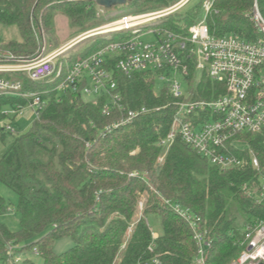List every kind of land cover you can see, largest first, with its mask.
<instances>
[{
  "label": "trees",
  "instance_id": "trees-1",
  "mask_svg": "<svg viewBox=\"0 0 264 264\" xmlns=\"http://www.w3.org/2000/svg\"><path fill=\"white\" fill-rule=\"evenodd\" d=\"M178 1L132 0L125 7L132 13H145L169 8ZM192 1L158 26L186 34L202 19V4L209 1L211 9L205 23L211 35L254 37L250 21L254 0ZM257 3L264 11V0ZM57 15L66 17L68 26L82 33L105 22L91 1L0 0V25L15 26L20 37V41L0 45V59L8 55L35 58L42 34L53 42L50 51L55 50ZM121 38H94L80 52L60 61L64 72ZM115 60L110 59L108 67L124 108L148 110L118 128L111 127L118 120L117 113L101 114L102 99L84 101L79 93L57 94L56 80L32 83L15 78L22 84L21 93H40L44 105L28 132L12 135L7 142L0 130L4 146L0 186L16 196L14 212L19 225L18 230L11 231L2 222L9 205L0 194V263L6 260V246L13 242L24 244L26 250L36 247L41 264H139L153 257L163 264H192L190 231L165 204L168 201L189 209L207 228L213 239L207 264H231L242 250L245 227L264 220V208L243 190L264 176V129L236 137L238 143L245 144L235 151L244 165L224 172L178 138L169 147H162L160 142L169 135L176 110L172 97L166 88L155 92V82L147 74L122 75L115 70ZM215 86L203 74L194 98L210 99ZM28 101L0 97V108L25 106ZM249 152L258 162V171L250 165ZM152 214L160 217L162 229L154 242L146 222ZM64 238L71 239L73 245L56 255L54 244Z\"/></svg>",
  "mask_w": 264,
  "mask_h": 264
},
{
  "label": "built area",
  "instance_id": "built-area-1",
  "mask_svg": "<svg viewBox=\"0 0 264 264\" xmlns=\"http://www.w3.org/2000/svg\"><path fill=\"white\" fill-rule=\"evenodd\" d=\"M91 1L98 7L96 0ZM190 1L180 0L169 8L152 12L121 15L104 27L76 36L59 49L47 51L44 47L30 60L16 59L11 55L4 57L0 62V97H21L29 101L25 106L14 105L10 106V111H0V116L10 121L25 108H31L37 118L44 105L40 93L20 92L22 84L15 79L19 76L32 83L56 80L57 94L72 92L102 99L103 116L118 114V120L111 127L131 124L148 110L144 107L136 110L124 108L113 72L108 67L110 59L114 58L115 70L122 75L130 78L134 74H147L153 78L155 86L157 83L162 85L172 97L176 110L171 131L160 146L169 147L178 138L222 172L241 168L244 160L235 155L236 137L257 134L264 129V11L254 0L250 11L254 37L250 39L233 34L211 35L205 23L211 9L209 1L203 4L202 19L190 26L186 34L158 26L164 18L178 12ZM101 35L109 36V39L110 35L124 38L109 42L64 72L60 61L66 59L65 52L90 37ZM148 36L154 41L142 40ZM203 74L216 85L208 100L194 98ZM182 84L187 86L186 92H183ZM1 131L11 136L16 133L10 122ZM249 156L251 167L258 171L257 160L251 152ZM243 190L255 204L264 208V176H259L255 187L244 186ZM165 204L190 231L194 243L192 264H207L213 239L201 219L181 205L168 201ZM142 209L141 201L138 203L139 214ZM149 232L154 242L158 236L150 229ZM240 245L242 250L231 264H264V220L245 227ZM25 247L21 243H9L6 260L0 264H25L32 261L26 256L29 253L40 258L36 247L29 250ZM148 249L151 251V246ZM139 264L163 263L153 257Z\"/></svg>",
  "mask_w": 264,
  "mask_h": 264
},
{
  "label": "rangeland",
  "instance_id": "rangeland-1",
  "mask_svg": "<svg viewBox=\"0 0 264 264\" xmlns=\"http://www.w3.org/2000/svg\"><path fill=\"white\" fill-rule=\"evenodd\" d=\"M83 1H91V0H83ZM197 2H198V0H193L192 4H195ZM204 2H203V4H204ZM203 4H202V6H203ZM202 9H203V7H202ZM131 13L132 12H130L125 6L116 7V8H113L111 10H105V11L101 8L96 7V14L99 16H104L105 22L101 23V24H97L96 26H92L89 30L104 27L107 24H109L110 22H112L113 20H115L116 18H118L119 16L124 15V14H131ZM54 22H55V29H56L54 41L56 40V43H58V47L56 49H59L63 46H66L76 36L84 33V32L82 33L81 30L71 29L68 26L66 17H64L62 15H57L54 18ZM101 36H104V35H101ZM96 37H98V36L90 37V38L80 42L79 44L73 46L69 50H67L65 52V58H68L69 55H71V54H77L78 52H80V50L82 48L84 49L86 47V45L88 46L89 42ZM44 40H45V43H44ZM142 40L144 42H148V41H154V38L151 36H148V37L143 38ZM10 41H20V37H19V33H18L17 28L15 26L5 27L3 25H0V45L7 44ZM52 44H53L52 40L47 39V37L42 34V43L40 45L39 54L44 47L47 49V51L52 50L51 49ZM3 58L0 59V62H2ZM160 90H162V85L157 83V85L155 87V91L159 92ZM182 90H183V92L187 91V86L185 84H182ZM81 97L84 101H94V97H91V96L88 97V96L81 95ZM10 108H11L10 106H3L0 108V111H10ZM35 120H36V115L34 113V110H32L31 108H25L21 114L17 115L16 118H14L10 121H8V119H5L2 116H0V130L3 129L10 122V125L13 127V129L16 132L15 134H18V133L23 134V133H26L30 130V128L32 127ZM5 136H6L5 139L7 142L11 141V135L6 133ZM237 146L241 149L245 148L244 142L243 143H237ZM3 150H4V146L0 142V154L3 152ZM255 186H256V184L253 185V187H255ZM0 194L4 197V199L7 201L8 205H9V213L6 216H4L3 218H1V220L3 223H5L7 225V227L11 231H16V230H18V227H19L18 216L14 212V206L16 204V196L12 192H10L7 188H5L4 186H0ZM143 201L144 200H142V202ZM146 222H147L149 229L152 231V233L156 234L157 236H160L162 234V229L160 226V217L158 215L152 214V215L147 216ZM72 245H73V242L71 239H69V238L61 239V240L55 242L54 247H53V252L56 255H60V254L64 253L65 251H67L68 249H70L72 247ZM26 256H28L30 259H32V262L34 264H41L42 263L40 258L34 257L30 253L26 254Z\"/></svg>",
  "mask_w": 264,
  "mask_h": 264
},
{
  "label": "water",
  "instance_id": "water-1",
  "mask_svg": "<svg viewBox=\"0 0 264 264\" xmlns=\"http://www.w3.org/2000/svg\"><path fill=\"white\" fill-rule=\"evenodd\" d=\"M132 0H96V5L104 10H111L116 7L125 6Z\"/></svg>",
  "mask_w": 264,
  "mask_h": 264
}]
</instances>
